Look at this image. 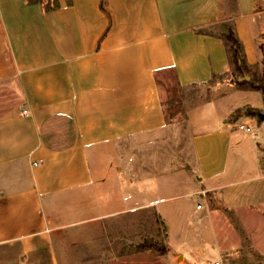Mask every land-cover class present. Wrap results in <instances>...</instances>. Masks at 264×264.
<instances>
[{
    "label": "crops",
    "instance_id": "obj_1",
    "mask_svg": "<svg viewBox=\"0 0 264 264\" xmlns=\"http://www.w3.org/2000/svg\"><path fill=\"white\" fill-rule=\"evenodd\" d=\"M58 3L0 0V264H59L48 201L98 180L94 149L168 126L161 73L188 87L230 71L216 28L231 22L247 63L264 61V0ZM217 91L186 114L205 195L195 209L223 207L264 229V120L253 128L256 116H234L263 110V94Z\"/></svg>",
    "mask_w": 264,
    "mask_h": 264
},
{
    "label": "rangeland",
    "instance_id": "obj_2",
    "mask_svg": "<svg viewBox=\"0 0 264 264\" xmlns=\"http://www.w3.org/2000/svg\"><path fill=\"white\" fill-rule=\"evenodd\" d=\"M230 24L216 30L224 32ZM263 66H251L249 74L261 76ZM233 71L232 66L221 81L214 77L188 87L177 84L171 69L160 74L168 126L143 139L126 137L94 149L98 180L48 201L59 264H264V229L257 228L258 218L242 221L220 206L211 215L207 208L195 209L205 195L195 178L186 114L214 98L218 84L234 81ZM250 108L234 116L250 115ZM259 122L256 116L251 127ZM149 241L161 250L143 246ZM216 247L224 250L221 256L213 251Z\"/></svg>",
    "mask_w": 264,
    "mask_h": 264
},
{
    "label": "trees",
    "instance_id": "obj_3",
    "mask_svg": "<svg viewBox=\"0 0 264 264\" xmlns=\"http://www.w3.org/2000/svg\"><path fill=\"white\" fill-rule=\"evenodd\" d=\"M27 2L32 3L35 2V0H27ZM39 2L41 3L42 8L45 11L53 10L59 7L58 0H39ZM221 38L223 39L228 51L230 64L234 68L232 74V80L234 81L230 80V84H237L240 88L243 89L259 90L262 92L264 98V68L261 76L249 74V69L251 68V66L246 61L243 44L238 38L232 23L226 26L225 31L221 34ZM261 49L264 53V44L261 45ZM235 73L238 76H234ZM222 76L223 75L213 76L212 78L219 77L221 81L223 80L221 79ZM249 111V113H251L250 115L252 116H259V114L261 113L259 110L254 108H250ZM143 246L161 250L158 243H154L151 241L144 243ZM162 253H164V251Z\"/></svg>",
    "mask_w": 264,
    "mask_h": 264
},
{
    "label": "built area",
    "instance_id": "obj_4",
    "mask_svg": "<svg viewBox=\"0 0 264 264\" xmlns=\"http://www.w3.org/2000/svg\"><path fill=\"white\" fill-rule=\"evenodd\" d=\"M25 114H27V111H24ZM239 128L242 129V130H245L247 132H253V128H251L250 126H247L245 124H240L239 125ZM202 208V204H197V209H201ZM214 264H220L219 262H215Z\"/></svg>",
    "mask_w": 264,
    "mask_h": 264
},
{
    "label": "water",
    "instance_id": "obj_5",
    "mask_svg": "<svg viewBox=\"0 0 264 264\" xmlns=\"http://www.w3.org/2000/svg\"><path fill=\"white\" fill-rule=\"evenodd\" d=\"M259 118L262 119V120H264V113L261 112V113L259 114Z\"/></svg>",
    "mask_w": 264,
    "mask_h": 264
}]
</instances>
